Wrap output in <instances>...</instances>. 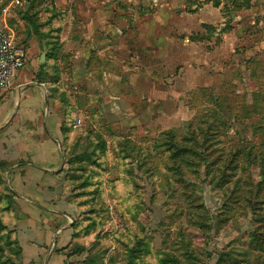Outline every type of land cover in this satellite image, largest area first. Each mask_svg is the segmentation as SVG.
I'll list each match as a JSON object with an SVG mask.
<instances>
[{
    "label": "rangeland",
    "instance_id": "1",
    "mask_svg": "<svg viewBox=\"0 0 264 264\" xmlns=\"http://www.w3.org/2000/svg\"><path fill=\"white\" fill-rule=\"evenodd\" d=\"M246 1L109 0L103 25L88 0H0L66 122L68 264H264V0ZM1 178L0 264H24Z\"/></svg>",
    "mask_w": 264,
    "mask_h": 264
},
{
    "label": "crops",
    "instance_id": "2",
    "mask_svg": "<svg viewBox=\"0 0 264 264\" xmlns=\"http://www.w3.org/2000/svg\"><path fill=\"white\" fill-rule=\"evenodd\" d=\"M52 1L56 8L64 9L72 3ZM107 1L87 2V13L103 15V25L111 14L102 7H107ZM0 16L5 24L4 15ZM250 16L252 20L258 17ZM26 52L28 60L10 89L0 90V168L10 194L9 223L16 232L24 264H68L65 253L74 241L79 212L65 187L66 122L53 103L49 86L38 79L43 64L40 55ZM259 53L261 56L264 50L251 53L250 58L256 61Z\"/></svg>",
    "mask_w": 264,
    "mask_h": 264
},
{
    "label": "built area",
    "instance_id": "3",
    "mask_svg": "<svg viewBox=\"0 0 264 264\" xmlns=\"http://www.w3.org/2000/svg\"><path fill=\"white\" fill-rule=\"evenodd\" d=\"M28 60L25 48L16 43L0 22V90L10 89Z\"/></svg>",
    "mask_w": 264,
    "mask_h": 264
},
{
    "label": "trees",
    "instance_id": "4",
    "mask_svg": "<svg viewBox=\"0 0 264 264\" xmlns=\"http://www.w3.org/2000/svg\"><path fill=\"white\" fill-rule=\"evenodd\" d=\"M230 3H231V4H235V0H231ZM243 4H245V5L247 4L248 6H247V5H246V6L249 7V6L252 4V0H251V1H250V0H247L246 3L243 2ZM218 5H219V2L215 4V7H218ZM239 7H240V6H239ZM23 47H24V46H23ZM41 67H42V65H41ZM41 67H40V68H41ZM0 176H2L1 180H2V182H4V180H3V170H2L1 168H0ZM9 195H10V194H9ZM66 252H67V251H66ZM65 255H66V254H65ZM66 257H67V259H68V256H67V255H66Z\"/></svg>",
    "mask_w": 264,
    "mask_h": 264
},
{
    "label": "water",
    "instance_id": "5",
    "mask_svg": "<svg viewBox=\"0 0 264 264\" xmlns=\"http://www.w3.org/2000/svg\"><path fill=\"white\" fill-rule=\"evenodd\" d=\"M39 62H40V64H42L44 62V55L40 56V61Z\"/></svg>",
    "mask_w": 264,
    "mask_h": 264
}]
</instances>
